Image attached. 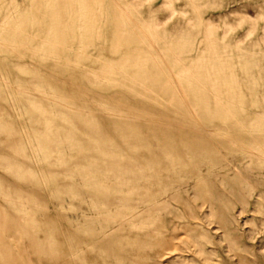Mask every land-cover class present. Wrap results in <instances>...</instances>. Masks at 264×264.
I'll return each mask as SVG.
<instances>
[{
    "label": "rangeland",
    "instance_id": "obj_1",
    "mask_svg": "<svg viewBox=\"0 0 264 264\" xmlns=\"http://www.w3.org/2000/svg\"><path fill=\"white\" fill-rule=\"evenodd\" d=\"M261 149L264 0H0V264H264Z\"/></svg>",
    "mask_w": 264,
    "mask_h": 264
},
{
    "label": "bare ground",
    "instance_id": "obj_2",
    "mask_svg": "<svg viewBox=\"0 0 264 264\" xmlns=\"http://www.w3.org/2000/svg\"><path fill=\"white\" fill-rule=\"evenodd\" d=\"M120 10H119V12H120ZM174 88H176V94H178V97H180L181 98L180 100L182 101V99H184V94L182 92V88H180V84L178 81L176 82V86ZM215 149H217L218 157L221 159L222 163L227 167L226 169L228 170L229 173H231L232 177L242 180L245 184L249 183L247 181V179H245L243 171L234 162L232 156L229 155V153H227L223 149H219L218 147H216ZM260 151H258V152L253 151V154H254L255 162L257 163V165L260 169V173H261L262 177L264 178V150L262 151V149H261ZM146 207L147 206H145V205L139 206L138 210L140 212H143ZM106 235H108V234H106Z\"/></svg>",
    "mask_w": 264,
    "mask_h": 264
}]
</instances>
